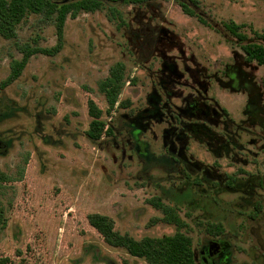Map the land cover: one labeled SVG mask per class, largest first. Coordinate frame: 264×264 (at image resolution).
I'll return each instance as SVG.
<instances>
[{
    "label": "rangeland",
    "instance_id": "rangeland-1",
    "mask_svg": "<svg viewBox=\"0 0 264 264\" xmlns=\"http://www.w3.org/2000/svg\"><path fill=\"white\" fill-rule=\"evenodd\" d=\"M118 8L125 25L106 10L27 12L13 37L0 35V87L19 69L0 96V257L148 264L109 245L89 223L97 215L135 241L179 232L196 264H264V68L224 28L261 43L264 0ZM89 103L112 130L98 142L85 135ZM210 223L223 233L208 234Z\"/></svg>",
    "mask_w": 264,
    "mask_h": 264
},
{
    "label": "trees",
    "instance_id": "trees-1",
    "mask_svg": "<svg viewBox=\"0 0 264 264\" xmlns=\"http://www.w3.org/2000/svg\"><path fill=\"white\" fill-rule=\"evenodd\" d=\"M155 1L159 0H0V35L4 37H13L15 35L16 26L27 12L33 14L37 13L43 15L45 18H50L55 15L64 18L70 13H95L106 10L111 17L119 19L120 22L125 25L123 15L118 7L122 5L143 6ZM181 7L185 14L197 17L187 5L182 3ZM198 20L204 23L202 19L198 18ZM224 28L233 38L242 42L240 48L245 55V62H254L264 68V35L258 37L261 43H247L246 37L239 32L240 26L224 24ZM64 46L65 38L64 32L62 31L51 53L54 55L58 54L64 49ZM18 78L19 69L16 65H13L11 83L0 87V96L2 91ZM88 105L89 112L91 116H93V120L85 133L88 140L91 142H98L103 136H111V128L106 127L99 119V112L96 111L93 103H89ZM228 186L230 188L233 187L231 182L228 183ZM148 202L155 208L163 211L164 217L162 220L165 223L174 224L177 228L183 226L176 212V207L164 205L159 198H152ZM259 212L260 207H255L251 217H256ZM89 223L109 245L123 248L131 257L142 259L148 264H196L191 239L179 232L172 236L144 238L140 241H135L127 236H120L113 232L111 223L105 217L97 215L90 216ZM206 231L211 236H220L223 233V227L219 223H210ZM0 264L12 263L9 259L0 257Z\"/></svg>",
    "mask_w": 264,
    "mask_h": 264
},
{
    "label": "water",
    "instance_id": "water-1",
    "mask_svg": "<svg viewBox=\"0 0 264 264\" xmlns=\"http://www.w3.org/2000/svg\"><path fill=\"white\" fill-rule=\"evenodd\" d=\"M214 245L210 246V252H209V255L211 258H213L215 255H216V252L214 250Z\"/></svg>",
    "mask_w": 264,
    "mask_h": 264
}]
</instances>
